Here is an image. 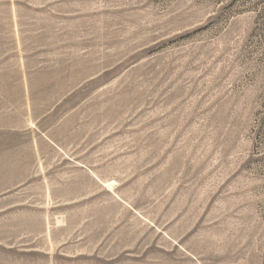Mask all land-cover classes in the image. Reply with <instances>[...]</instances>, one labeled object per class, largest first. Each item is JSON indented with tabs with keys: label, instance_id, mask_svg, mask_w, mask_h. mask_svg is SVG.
<instances>
[{
	"label": "rangeland",
	"instance_id": "rangeland-1",
	"mask_svg": "<svg viewBox=\"0 0 264 264\" xmlns=\"http://www.w3.org/2000/svg\"><path fill=\"white\" fill-rule=\"evenodd\" d=\"M0 264H264V0H0Z\"/></svg>",
	"mask_w": 264,
	"mask_h": 264
}]
</instances>
